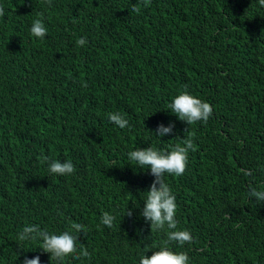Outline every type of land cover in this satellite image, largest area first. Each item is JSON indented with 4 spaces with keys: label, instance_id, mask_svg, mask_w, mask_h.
<instances>
[{
    "label": "trees",
    "instance_id": "trees-1",
    "mask_svg": "<svg viewBox=\"0 0 264 264\" xmlns=\"http://www.w3.org/2000/svg\"><path fill=\"white\" fill-rule=\"evenodd\" d=\"M136 3L0 0V264L36 256L57 264L41 240L18 235L29 225L59 234L72 222L86 226L78 248L90 257L63 264L150 257L167 239L140 215L156 178L128 153L170 150L188 133L196 151L182 175L165 180L177 227L193 241L168 246L187 252L189 264H264V202L248 195L249 185L264 186V6L151 0L136 13ZM37 18L43 39L30 33ZM185 86L212 106L206 123L189 126L168 108ZM110 112L129 127L110 122ZM173 123L160 137V125ZM54 160H70L75 172L50 174ZM104 212L115 217L112 228L101 223Z\"/></svg>",
    "mask_w": 264,
    "mask_h": 264
},
{
    "label": "clouds",
    "instance_id": "clouds-1",
    "mask_svg": "<svg viewBox=\"0 0 264 264\" xmlns=\"http://www.w3.org/2000/svg\"><path fill=\"white\" fill-rule=\"evenodd\" d=\"M47 3L51 6L52 0H47ZM150 3L151 0H137V3L132 6L131 11L139 13L141 5L147 7ZM258 3L264 6V0H258ZM4 14V8L0 5V16ZM38 16L42 18L43 13H39ZM41 18L35 19L30 28L31 35L39 39H43L47 34V28ZM76 43L78 46H84L86 39L80 38ZM83 86L87 87V84L84 83ZM168 108L180 121L186 122L189 126L197 122L206 123L213 114V108L210 103L191 94L186 86L168 104ZM107 115L110 122L114 123L120 129L129 127V121L119 112H110ZM174 127V123L170 124L169 127H164L161 124L159 127V136L163 137L171 133ZM186 133H188V129ZM181 141V143H177L171 147L170 150H158L155 147H148L138 148L128 153L129 164L137 166L140 169H144L145 167L147 169L150 168L152 175L156 178L150 190L146 191L147 195L140 215L151 221L152 233L166 230L167 237L162 246L158 250L153 251L150 257L146 255L150 250H146L141 255L139 264H189L187 252H175L168 246L170 242H176L182 247L185 243L191 244L193 241L190 231L186 229L180 230L177 227L176 196L165 180L166 174L175 176L182 175L187 168L189 151H196V146L190 133L186 135V138L181 139ZM43 159L46 161L49 160L48 157H43ZM48 171L50 174L64 176L73 174L75 168L70 160L65 162L54 160L49 162ZM248 195L249 197H256L257 202H264V186L258 189L256 186L249 185ZM126 215H133L132 210L128 208ZM114 220L115 217L112 214L104 212L101 223L108 228H112ZM81 230L86 234V226L75 222L70 224L69 230L59 234L50 233L46 229L41 230L39 225H29L24 227L22 232L19 233L18 239L20 241L41 240L42 244L40 249L50 253V259H55L57 264H63L65 257L70 255L78 260L82 257H90V253L83 244H80L78 248L77 234ZM24 264H41L40 257L36 256L33 259H27L26 257Z\"/></svg>",
    "mask_w": 264,
    "mask_h": 264
}]
</instances>
